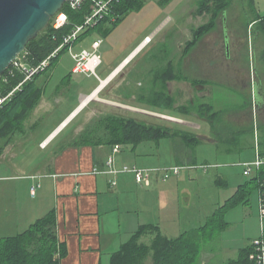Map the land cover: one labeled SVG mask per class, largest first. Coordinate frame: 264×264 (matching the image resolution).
I'll return each instance as SVG.
<instances>
[{"label":"rangeland","instance_id":"1","mask_svg":"<svg viewBox=\"0 0 264 264\" xmlns=\"http://www.w3.org/2000/svg\"><path fill=\"white\" fill-rule=\"evenodd\" d=\"M253 2L256 12L264 16V0H253ZM249 5V0H230L226 10L220 13L218 24L199 39L203 42L205 40V44L198 43V41L189 47L192 42L190 40L195 39V30L207 24L211 18V15L206 12L197 13L200 8L198 0H143V5L133 8L114 27L111 23H103L101 27L109 29L108 32L104 33L105 36L100 33V27H98L94 34L85 37L83 42L81 40L74 47V51H79L82 49L81 47L91 50L92 41L99 36L103 38V43L98 50L103 64L97 69V74L103 79L110 72L116 70L118 63L130 55L142 40L150 37L149 41L146 42H152L146 48H140L132 57V59L134 58L133 62L127 67L125 65L124 70L117 72L119 77L116 82L121 81L126 77V74H129V81L127 77L123 86L127 84L129 90L138 89L137 97L131 98L130 102L127 103H132L131 105L138 107L141 105H146L149 108L154 107L152 102H157L160 95L152 93L141 96V92L147 89V83L151 84L152 78L157 79L161 73L167 75L169 69L173 67L180 77L189 79L193 84L189 87L190 92H184L186 97L194 95L196 101L195 107L190 108L192 111H188L193 115L201 116L198 104L209 103L212 105L213 112L225 113L220 118V123L225 124L224 128L217 125L214 132L211 124L207 123V130L210 129L208 134L212 139L217 140V147L216 145H202L199 140L192 146V150L195 152L193 156L195 167H201L204 161H207V165L217 164L219 167L209 168L207 173L195 170L197 175L193 176L182 166L180 174L184 183L178 185H173L174 181L170 183L171 188H178L179 193L175 195L173 201L171 199L170 207L163 211H159L155 202L144 203L140 200L141 194L139 193H137L139 198L126 194L127 203H125L124 208H129V212H125L120 220L114 219L111 223L112 227L114 225L113 231L114 229L118 231L116 235L111 236V248H115V251L131 238L141 224H147L149 221L158 224L169 237H176L186 230L198 228L199 225L203 224V221L199 222L200 216H202V211L198 208L199 205H188L189 195L185 193L186 188H188L192 201L203 202L206 200L202 198V196H206V190L208 195L212 191L214 193L216 188L221 191L224 188L237 189L240 183H245L250 179V176L242 174L241 166L245 159H251L255 154L254 150L258 147V127H261L264 132V106L256 108L257 103H255L256 96H258L261 104L264 103V33L255 37L256 34L253 29L258 23L253 21L255 14L252 13ZM249 18L253 22L250 21L249 23ZM247 24L248 28L246 27ZM246 28L248 30L247 36H243L244 34L241 32L245 33ZM146 35L150 36L146 37ZM226 38L228 39L227 46L224 43ZM208 51H211V54H208ZM73 67L74 60L66 51L52 68L40 75L41 79L48 80L45 97L54 98V95L58 96L56 99L62 100V103H58L51 112L41 111L38 114V117L42 116L44 119L35 128L33 133L37 138L33 137V139L37 140L49 134L57 125L59 126L63 117L68 115L66 116L68 118L73 113L70 114V111L77 103L74 101L77 93L81 91L86 94L83 96V100L96 93V88L100 85L99 79L92 75L73 73ZM69 74L71 78L66 77ZM105 82L103 83L105 84ZM112 87L113 85H108L101 96L108 95ZM257 93L262 95H257ZM114 94L117 99L126 96V94L121 93ZM92 101L93 98L88 100L90 104L84 106L54 136L57 138L50 148L54 145L58 147L69 143L74 136V130L77 128L75 131H80L94 117L97 119L108 114L125 117L133 115L138 119L143 117L138 111L123 107L122 102L110 103L109 107L108 103H104L106 107L100 108L92 105ZM51 102L54 101L51 100ZM172 107L173 105H169L168 109ZM166 117H161L160 121L165 123L164 126L170 127L168 124L170 120ZM33 118L34 115L30 116L26 124L31 122ZM197 122L200 125L204 124ZM195 131L199 132L198 130ZM26 134L27 131L18 133L14 142ZM167 140L169 138L141 142L134 150L125 148L123 153L136 158L134 163L137 162L140 166L146 165L145 167H161L172 163L180 164L176 160H171L169 155L171 152H168L171 147L169 148L170 144ZM3 142L4 140L0 139V145ZM46 143L45 139L43 145ZM119 144L123 145L122 143ZM115 145L112 146V150ZM28 147H30L32 156L39 154L34 143ZM225 148H229L227 153H225ZM147 153L161 156L157 160L148 157L150 159L145 161L142 156ZM31 159L30 157L27 160L31 161ZM12 161L10 156L2 158L4 163H11ZM142 161L147 163L143 164ZM226 172L233 173V176H227ZM218 177L223 179L220 184ZM229 178L231 179L229 180ZM223 181L227 184L223 185ZM250 189L247 203L228 208L225 218L230 224L227 228L223 230L218 228V230H213L210 236L202 238L198 264L207 263V255L210 254L214 256V259L208 264H220L222 261L236 257L239 248L244 247L250 241L253 244L254 240L261 236L259 188L252 185ZM176 212H179L180 220L176 216ZM167 214H170L169 217ZM205 215L202 216L204 220ZM151 237L148 235L143 238L144 242L150 243ZM111 258L112 254L104 256L101 264H112Z\"/></svg>","mask_w":264,"mask_h":264},{"label":"crops","instance_id":"2","mask_svg":"<svg viewBox=\"0 0 264 264\" xmlns=\"http://www.w3.org/2000/svg\"><path fill=\"white\" fill-rule=\"evenodd\" d=\"M147 36L150 35H146V37ZM98 38H100V36ZM83 41L84 39L82 42ZM79 42L80 41H78L75 46H77ZM150 43H147L145 39L142 40L130 55L120 61V64L118 63V68L120 69V67H122L120 71L122 69L124 70L125 65V67H127L133 62L134 58L132 59V57L140 48L144 49ZM111 74L110 72L107 75L106 78L108 79L105 84H98L99 87L97 86L94 95L83 100V96L86 94H83L81 91L77 93L74 100L77 103L70 111V114L73 113L71 115L68 113L70 115L68 118H66L68 115L63 117L59 126L57 125L58 127L56 126L49 134L43 137L38 136L40 138L35 140L33 137L37 138V136L34 135L33 132L44 119L42 116L38 117V114L41 111L45 113L51 112L58 103H62V100L56 99L58 96L54 95V98L45 97V88L48 80L41 79V76L38 78L39 83L44 87V94L39 105L31 114V116L34 115V118L31 122H27V124L25 122L27 134L23 138L17 139V141H13L9 144L0 158V238L27 229L35 220L44 216L49 211L54 210L57 216L59 241L65 248L61 264H101L104 256L111 255L115 251V248H111V236L116 235L118 231L115 229L113 231L114 225L112 227L111 223L114 219L120 220L123 214H125V212L128 213L130 210L129 208H124L125 203H127L125 200L126 194L134 198L140 197L137 193L141 194L140 200L144 203L155 202L159 211H163L170 207L171 199L173 201L175 195L179 193L178 188H171L170 183L172 181H174L173 185L184 183L180 174L181 171L179 174H173L167 179H163L161 173H155L151 177V183L149 185L137 183L132 173H122L116 177L117 184L112 185V175L92 173L95 168H105L108 158L112 154V146L105 144L96 146L90 144L78 145L74 143L75 137L84 127L80 131H75L77 128L74 130V136L69 143L58 147L54 145L50 148L57 138V136H54L66 125L63 124V121L71 119L75 114L79 113V111L89 103L88 100L91 98H93L91 102L92 105L100 108L106 107L104 103H108L109 107L110 103L122 102L123 107L134 109L138 111L140 115H143L142 119L139 118V120L150 124L164 125L165 123L160 121V119L161 117L167 116L166 118L170 120L168 124L172 129L181 128L190 130L193 134L195 132L194 135L202 145H216L217 147V140L212 139L208 134L210 129L207 130V123L209 122L205 117L202 118L197 116V114L193 115V113H179L178 107L180 106L188 104L196 105L194 95L184 96V92H190L189 87L193 85L189 79H168L165 81L164 79L166 76L163 73L159 74L157 79L152 78L150 81L151 84L147 83V89L144 90L143 88L144 91L141 90L143 91L141 92V96L155 93L161 97L157 102H152L154 107L149 108L146 105L138 107L136 105H131L132 103H127L130 102L131 98L135 99L138 93V89L129 90L127 84L123 86V83L127 81V77L129 81V74H126V77L119 82H116L119 74ZM175 74L179 76L176 72ZM110 75L111 77H109ZM108 85H113L111 91L109 90L108 95L106 94L105 97L101 96ZM115 90L118 91L116 92ZM114 93L126 94V96L124 95V98L117 99ZM164 96L171 97L175 100L172 108L168 109L169 106L165 105L163 102ZM51 100L54 102L52 103ZM255 103H257L256 108L264 106V103L261 104L259 102L258 97ZM53 105L54 107L52 108ZM165 110L168 111L165 112ZM128 117L138 119V117L133 115ZM197 121L204 124L200 125ZM258 130V147L254 150L255 154L251 159H245L244 163L255 160L257 152L260 154V144L264 140V132L261 127H258ZM166 138H169L167 141H169L170 144L169 148L171 147V150L168 151L169 153L171 152L169 154L171 160H176L180 164L172 163L161 167L181 165L183 169L188 170L189 173L191 172L193 176L197 175L195 170L207 173L209 168L219 167L217 164L207 165V161H204L201 167H195L196 165H194L195 163L193 162L195 152L192 150V147L186 146L179 138ZM45 139L47 143L43 145ZM33 143L36 145V150L39 152L36 156H32L30 147H28ZM125 148H131L130 150L133 149L131 146L123 144V148L115 154L116 166L132 165L147 168L145 167L146 165L140 166L137 162L134 163L136 158L131 157L127 153H123ZM227 151H229V148H225V153H227ZM8 156H10L13 161L11 163L2 162V158H7ZM159 156L161 155L154 153L150 155L147 153L145 156H142V158L145 159V161L150 159L148 157H153L157 160ZM30 157L32 159L28 161L27 159ZM21 161L28 162L23 163ZM141 163L146 164L147 162L142 161ZM241 167L242 174L246 176L244 174L243 165ZM226 174L229 177L233 176V173L230 172H226ZM230 179L231 178H229V180ZM218 180H220V184L223 179L218 177ZM35 184H40V186L36 189L35 194H33L31 192V187ZM225 184H227V182L223 185ZM237 189L224 188L223 191H221L216 188L214 193L212 191L211 194L208 195L206 190V196H202V198L206 199L205 201L197 202L193 200V202L190 199L188 188H186L185 193L189 195L188 205L196 204L197 206L198 204L199 210L202 211V216L205 215L204 213H207L205 215V220L207 221L203 219L204 217L200 216L201 220L199 222L203 221L204 223L198 227L207 223L209 217L214 214L215 210L223 206L236 193ZM169 215L170 214H167L168 217ZM176 216L180 220L179 212H176ZM152 222L153 221H149V223ZM251 243L250 241L248 244ZM241 248L237 250L238 254ZM211 255L212 254L207 255V263L202 262L201 264L211 263L214 259V256ZM228 260L222 261L220 264H224Z\"/></svg>","mask_w":264,"mask_h":264},{"label":"trees","instance_id":"3","mask_svg":"<svg viewBox=\"0 0 264 264\" xmlns=\"http://www.w3.org/2000/svg\"><path fill=\"white\" fill-rule=\"evenodd\" d=\"M249 1V6L252 8L250 10L255 14L253 21L258 23L253 29L255 37H257L264 33V16L256 12L253 0ZM229 3L230 0H199L200 8L197 13L206 12L211 15V18L207 24L195 30V39L190 40L192 42L189 47L195 45L202 35L218 24L220 13L226 10ZM141 5H143V0H111L109 13L97 25L89 27L81 33L77 42L94 34L98 27H100V33L105 36L104 33L109 29L101 27L103 23H111L114 27L128 12ZM62 10L67 12L69 18L64 26L55 28L52 26L51 20L48 26L27 44L26 51L29 52L28 63L30 65L38 64L44 60L61 44L64 37L72 31L76 24L84 21V17L89 13V3L77 10H73L65 4ZM248 20L249 23L252 21L250 18ZM246 27L248 28V24ZM247 28L244 30L245 33L248 31ZM67 49L68 47L65 46L53 58L47 69L52 68ZM172 68L169 69L167 75L165 74V81L182 78L177 76ZM11 69L12 66L0 77V96H5L13 91L25 78L23 72H11ZM45 71L24 82L0 106V139L4 140L0 145V157L18 133L27 131L25 122L39 105L44 94V87L39 83L38 78ZM70 74L66 77L71 78ZM174 101L171 97H163L166 106L173 105ZM191 107H195V105H183L178 109L180 113L189 114L191 112L188 110H191ZM198 108L201 111V113L199 112L200 117L207 119L214 132L217 125L222 127L225 125L220 123V118L225 113L213 112L212 105L209 103H200ZM166 137L179 138L188 147H192L198 140L190 130L172 129L161 124H150L134 117L108 114L97 119L94 117L88 122L77 134L74 143L95 146L99 144L113 146L123 143L135 149L141 142L159 141ZM218 137L222 139L221 136L218 135ZM260 155L264 158V140L260 144ZM262 178H264V166L251 175L248 181L240 184L236 193L223 206L215 210L207 223L197 229L184 231L176 237H169L158 224H141L131 238L112 253V264H198L202 238L210 236L213 230H218V228L225 229L229 224L225 219L228 208L247 203L248 195L251 192L250 187L253 185L259 188ZM148 235L152 236L150 243L144 242L143 239ZM252 252H255V246L251 243L241 248L236 258L229 259L224 264H258L255 259L251 258ZM64 253L65 248L58 237L57 216L54 210L35 220L27 229L0 238V264H61Z\"/></svg>","mask_w":264,"mask_h":264},{"label":"built area","instance_id":"4","mask_svg":"<svg viewBox=\"0 0 264 264\" xmlns=\"http://www.w3.org/2000/svg\"><path fill=\"white\" fill-rule=\"evenodd\" d=\"M111 0H67L66 4L69 8L73 10L80 9L84 4L89 3V13L84 17L82 23L76 24L72 31L67 34L61 44H59L54 51L48 55L44 60L38 64L30 65L28 63L29 52L26 49L18 55L16 60L11 64L12 71H19L25 74V78L19 83V85L10 93L5 96H0V106L5 102V100L10 97L14 91L22 84L28 80L33 79L37 74L45 71L53 58H55L65 46L68 47L67 51L70 53L74 60V73H83L88 76L92 75L99 79L100 84L107 81L108 78L99 77L97 74V69L102 64L101 56L98 54V50L101 47L103 40L102 38H97L91 43V50L87 48H82L79 51H74L77 39L81 33H83L87 28L97 25L104 17L109 13ZM52 26L59 28L64 26L69 18L66 11L62 9L51 19ZM150 37H147L145 41H149ZM119 68L114 70L111 75L117 73ZM111 75L109 77H111ZM45 145V144H44ZM123 148V145L116 144L112 150V154L109 156L105 168H95L92 173L112 175L111 179L112 185L117 184L116 177L121 173H132L134 174L135 181L139 184L151 183V177L155 173H161L163 179L171 177L173 174H179L182 166H166V167H147L142 168L138 166L123 165L122 167L116 166L115 154L118 153ZM244 167V174L246 176L253 175L257 170L264 166V158L257 152L255 160L251 162H245L242 164ZM40 184H35L31 187V192L35 194L36 189ZM259 213L261 221V236L254 240L253 245L255 246V252L251 255L252 259H255L258 264H264V178L260 181L259 186Z\"/></svg>","mask_w":264,"mask_h":264},{"label":"water","instance_id":"5","mask_svg":"<svg viewBox=\"0 0 264 264\" xmlns=\"http://www.w3.org/2000/svg\"><path fill=\"white\" fill-rule=\"evenodd\" d=\"M66 1L0 0V77Z\"/></svg>","mask_w":264,"mask_h":264},{"label":"flooded vegetation","instance_id":"6","mask_svg":"<svg viewBox=\"0 0 264 264\" xmlns=\"http://www.w3.org/2000/svg\"><path fill=\"white\" fill-rule=\"evenodd\" d=\"M237 32H238V31H237ZM241 33L244 34V35L242 34L243 36H247V32H246V33L241 32ZM238 34H239V33H238ZM227 38H229V37L227 36ZM227 38L224 40V43H225L226 46H227V43H228V39H227ZM199 43H204V44H205V40H204V42H203V41H200ZM209 53L211 54V51H208V54H209ZM188 59H191V58L188 57Z\"/></svg>","mask_w":264,"mask_h":264},{"label":"bare ground","instance_id":"7","mask_svg":"<svg viewBox=\"0 0 264 264\" xmlns=\"http://www.w3.org/2000/svg\"><path fill=\"white\" fill-rule=\"evenodd\" d=\"M122 67H120V69H121ZM120 70L118 69V71L117 72H119ZM70 119H67L66 121H64V123L63 124H66L68 121H69ZM62 124V125H63Z\"/></svg>","mask_w":264,"mask_h":264}]
</instances>
